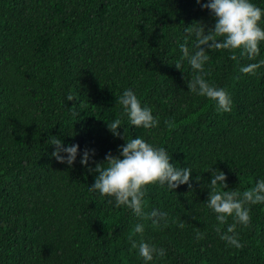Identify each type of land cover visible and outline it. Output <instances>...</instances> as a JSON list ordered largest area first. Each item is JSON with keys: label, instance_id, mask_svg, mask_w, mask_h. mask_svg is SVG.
Instances as JSON below:
<instances>
[{"label": "trees", "instance_id": "1", "mask_svg": "<svg viewBox=\"0 0 264 264\" xmlns=\"http://www.w3.org/2000/svg\"><path fill=\"white\" fill-rule=\"evenodd\" d=\"M203 3L0 0V264H146L141 240L166 249L147 264H264V203L248 204V225L232 216L221 224L206 203L211 169L226 173L218 190L242 192L264 177V64L240 71L264 60V41L251 58L208 50L205 78L233 101L231 111H218L187 88L194 70L178 47L185 27L214 25ZM129 87L158 115L155 128L128 123L118 97ZM116 117L120 135L107 127ZM52 135L79 144L71 166L50 155ZM137 135L192 169L174 189L147 186L145 211L166 213L157 223L88 189L95 164ZM83 149H94L87 165ZM231 223L240 248L220 238Z\"/></svg>", "mask_w": 264, "mask_h": 264}, {"label": "clouds", "instance_id": "2", "mask_svg": "<svg viewBox=\"0 0 264 264\" xmlns=\"http://www.w3.org/2000/svg\"><path fill=\"white\" fill-rule=\"evenodd\" d=\"M201 7L211 11L215 17L214 25L207 31L205 25L200 22L185 27L184 42L178 45L182 58H186L194 70L193 77L187 80V88L214 101L218 111H231L233 101L229 91L223 86L210 83L205 78L207 76L204 71L205 64L210 58L208 50L236 49L241 55H247L249 58L259 55L260 43L264 41V24L261 23L264 19V7H260L254 0H206ZM232 54L235 58L236 53ZM261 64H264V60L241 65L240 71L253 72ZM176 66L180 68L179 64ZM118 101L130 125L145 129L158 125V115L153 114L151 106L142 103L133 88H124ZM121 123V118L116 117L107 122V127L114 135H120L117 126H121ZM165 125L169 129L176 127V123L170 119L165 121ZM125 141L118 145L119 155H113L109 151L105 154L103 162L95 164V171L98 174L88 189L107 197L108 202L114 206L125 205L134 215L152 218L153 223H157L166 213L157 208L150 212L145 211L147 186L158 183L174 189L179 184L189 182L192 169L170 162V152L166 147L149 142L142 136L137 135ZM50 144L54 145L50 155L57 161L67 163L69 166L74 163L79 150L78 143L65 144L59 137L52 135ZM90 152L94 153V149L81 150V164H88ZM209 185L206 203L210 210L216 213L215 218L221 224L232 216L241 225H248L251 221L248 204L264 203V177H257L254 186L242 192L235 188L231 191L218 190L219 187L225 189L226 173L220 169H211ZM235 228L236 224L231 223L227 225L226 231L220 232L219 226L217 231L220 232L222 240L240 248L243 244ZM134 231L143 232L144 224L137 222ZM202 235L197 233L198 237ZM132 246L137 247V241L133 240ZM138 250L146 264L166 254L164 247H157L147 240L139 242Z\"/></svg>", "mask_w": 264, "mask_h": 264}]
</instances>
